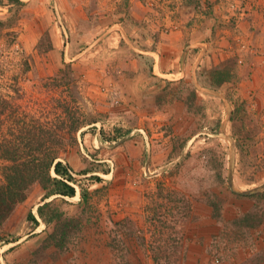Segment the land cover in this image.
Instances as JSON below:
<instances>
[{"label": "rangeland", "instance_id": "obj_1", "mask_svg": "<svg viewBox=\"0 0 264 264\" xmlns=\"http://www.w3.org/2000/svg\"><path fill=\"white\" fill-rule=\"evenodd\" d=\"M105 1L0 0L2 9L10 7L0 14V94L24 115L41 118L49 112L52 120L61 116L62 121L74 118L81 123L78 131H63L72 141L61 156L75 175L78 194L67 197L65 210L52 203L62 211L58 215L45 205V222L27 237L28 209L41 204L53 189L50 183L32 186L0 226V264H105L107 239L110 264H191L192 257L193 264H239L242 252L254 259L264 256L258 245H245L264 219V74H259L264 67V29L262 20L259 27L250 25L244 43L236 38L243 31L233 20L264 12V0H150L154 11L146 18L137 12L139 19L130 0L120 5L112 1L113 10L101 20L96 12L101 4L106 7ZM183 7L189 10L182 15ZM201 22L205 50L220 31L233 36L225 59L224 54L216 56L219 67L196 70V86L205 87L206 93H200L206 99L189 93V114L173 117L182 121L173 123L165 138L157 133L149 140L150 161L147 156L141 161L130 157L126 177L139 171L133 167L152 166L133 180L145 185L141 195L129 198L128 205L116 204L113 197L109 202L105 198L113 184L108 179L114 180L119 171L115 162H101L102 147L91 149V137L100 134L115 152L119 145L113 137L124 133L129 123L109 116L123 99L116 84L121 77L105 75L107 62L134 53L132 47L141 44L134 40L183 28L202 30L195 28ZM141 48L148 51L145 41ZM183 59L186 66L188 55ZM252 200L257 201L255 212L245 213ZM122 209L133 213L132 218L112 219L111 213ZM17 212L19 220L13 222ZM28 241H34L32 248Z\"/></svg>", "mask_w": 264, "mask_h": 264}, {"label": "crops", "instance_id": "obj_2", "mask_svg": "<svg viewBox=\"0 0 264 264\" xmlns=\"http://www.w3.org/2000/svg\"><path fill=\"white\" fill-rule=\"evenodd\" d=\"M112 1L119 3V5L121 4V0H106L105 2H102L106 5V7H102L101 4L98 8L100 11L97 10L96 12L97 15L100 14L101 20H106L108 16L106 17L105 13L109 14V10H113L114 7L112 5ZM110 2L111 5H108ZM130 2H132V6H130L131 11L133 10V15L136 19L141 18V14H139L141 11L143 12V16L146 15L144 16L145 18L150 14V11H154V9L151 8L153 3H151L150 0H130ZM123 8L125 10V7ZM9 9L10 7H6L4 9L0 7V14L3 15L8 13ZM119 9L118 13L120 14L122 7H119ZM188 10V7H183L182 15L186 14ZM97 15L94 16L96 17ZM251 15H249L251 18H245L243 14L242 16H238V18H233L234 21L237 20V22L240 23L239 28L243 31V33H240L241 36H237L236 38L242 42L246 41L247 37L250 38L251 32L248 31V27L250 25L259 27L262 20L264 29V12L257 14L254 13ZM165 21L169 23L168 18H166ZM108 25V23H103L102 28L104 26V28H107ZM203 25L204 24L201 22V25L195 27L201 28L202 30L194 29V27H190V29L183 28L180 31L178 30L177 32H172L170 35H161L160 37L149 35V37H143L147 38L146 40H134L135 44L141 43L142 45L145 41L148 45V51H143L140 44L138 47H132L134 53H130L129 55L121 53L120 55H116L115 59H111L114 61H109V63L107 62V67L104 69L105 75L109 74L112 76V74H117L116 77H121V80H118L116 84L120 89L123 99L122 106L113 107L114 110L116 109L115 112L113 111L114 116H109L116 121L129 123V126L124 129V133H118L117 136L115 133L112 134L115 135L113 138L116 139L113 143L119 145L115 147V152L111 150L113 149L110 146L111 144L104 143V138L101 137L100 134H95L93 135L94 137H91V149H100V147H102L99 151L100 156L103 159L101 162L104 161L107 164L112 165L113 162H115L117 172L119 171L114 180L112 178L108 179L113 184L111 188L107 189L109 196L105 199L107 200V198H109V202L112 203L111 197H113L116 198V204L118 202H125L128 205L130 203L129 198L131 199L132 196L135 197L136 195H141L142 188H145V185L142 186V182L139 180L142 177V173L139 174V171L141 172V170L145 169V167L151 170L152 166L146 164V166L139 165V167H133L131 170L136 171L138 168L139 171L126 177V170H130L129 167H126L130 164V157H137V159L141 161L142 158L147 156L148 161H150L151 153L149 150V140H153L158 137L157 133L162 134V137L165 138L166 132L172 129L173 123L177 124L182 121H176V118L189 114V93H195L198 99H206L200 93L201 91L206 93L205 87L196 86V84H198L195 78L196 70L200 69L201 71L202 69L204 72H210L214 70V68L219 67V63H216V60L218 61L216 56H223L224 54V58H222L223 60L225 59L226 53H228L226 52L225 47L228 46V50L230 49V41L233 40V36L229 34L224 35L222 34L224 31H220L217 36L215 35L212 38V41L208 44V49L205 50L206 47L204 44L200 43L203 39H206L204 38L206 35ZM98 27L100 28L101 26L98 25L97 28ZM115 30L116 29L111 30L110 32ZM190 31L193 32L189 33ZM199 34L202 37H198L197 35ZM123 38L126 42L132 43V40L129 37L127 38L124 34ZM190 43L192 46L186 47ZM191 47L193 49L189 51ZM199 47L201 49H199ZM184 48L187 53H183ZM185 54L188 55L189 62L186 66L184 61H182ZM200 64L202 67L199 68ZM259 69V74H264V67L261 66ZM177 90L179 91V94L176 92ZM176 108H179L180 111L177 112ZM173 117L176 118L173 119ZM135 166H137V164H135ZM75 167L76 166H72L76 172L77 170ZM157 170H155L154 173L157 172ZM138 177V181L135 180L133 183V180ZM136 184L138 185L136 186ZM113 187L115 188V191L112 190ZM151 187H153L152 184ZM148 188L150 187L148 186L147 189ZM113 191L114 193L112 194ZM58 197H61L62 200L54 201V198ZM66 201L67 197L52 195L48 198L45 197L44 201L41 204L36 205L33 209H28V214L24 220H26L25 223L28 224L31 232L27 235V237L39 232V228L45 222V205L50 207L52 214L55 215L57 212L62 213V211L54 207L52 203L55 202L56 206L59 208L63 206L62 209L64 208L65 210L68 205L66 204ZM256 203L257 201L252 200V202H249V206H247L243 211L245 213L255 212ZM260 208H262V210L264 209L262 206H260ZM123 209L122 211H116L117 213L112 212L111 214L115 215L112 219L115 221L131 219L133 213H127V211H123ZM15 217L16 219H13V222L19 220L18 212L12 218ZM108 220L110 221L109 218H106V222L103 223V225H106L104 228L105 230L108 229ZM146 228L147 227L144 229ZM256 228L258 229L254 228V230L251 231L248 239L249 243H245V245H249V247L251 245V247L258 245L260 247L258 253H264V219L259 222V227ZM34 230L35 232H33ZM105 235H107V233ZM25 238H20V241ZM33 242L27 243V246L32 248L34 246ZM105 243L106 247L104 246L102 250L105 253V264H110L113 262V259L110 254L111 249L107 247L108 239ZM261 246H263L262 249ZM242 264H264V256H257L255 261L250 260L246 262V260H244Z\"/></svg>", "mask_w": 264, "mask_h": 264}, {"label": "trees", "instance_id": "obj_3", "mask_svg": "<svg viewBox=\"0 0 264 264\" xmlns=\"http://www.w3.org/2000/svg\"><path fill=\"white\" fill-rule=\"evenodd\" d=\"M47 115L43 114L44 119L24 115L0 94V226L36 183L52 184L46 198L77 194V180L61 156L72 141L63 131H78L81 123L74 118L62 121L61 116L52 120Z\"/></svg>", "mask_w": 264, "mask_h": 264}, {"label": "bare ground", "instance_id": "obj_4", "mask_svg": "<svg viewBox=\"0 0 264 264\" xmlns=\"http://www.w3.org/2000/svg\"><path fill=\"white\" fill-rule=\"evenodd\" d=\"M230 211H231V209H230ZM192 248H193L192 250H193L194 252H195V251H199V249H198L197 247H192ZM205 256H206V257L203 258V261H204V262H207V260H208V259H207V255H205ZM249 258L255 261V259H254L253 257H249V256H247L244 252H242L241 259H240V260H242V262L239 263V264H242V263L244 262V260H246V262H247V260H248ZM193 259H194V257H192V258L190 259V261H189L191 264H193V263L195 262ZM89 264H94V262L90 261Z\"/></svg>", "mask_w": 264, "mask_h": 264}]
</instances>
